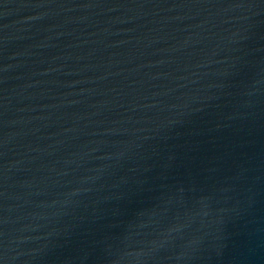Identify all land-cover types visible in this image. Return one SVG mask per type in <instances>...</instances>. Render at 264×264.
<instances>
[{
	"label": "water",
	"instance_id": "1",
	"mask_svg": "<svg viewBox=\"0 0 264 264\" xmlns=\"http://www.w3.org/2000/svg\"><path fill=\"white\" fill-rule=\"evenodd\" d=\"M0 264H264V0H0Z\"/></svg>",
	"mask_w": 264,
	"mask_h": 264
}]
</instances>
